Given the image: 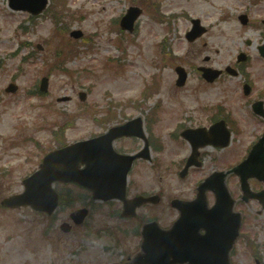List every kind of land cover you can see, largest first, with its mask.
Here are the masks:
<instances>
[{"label":"rangeland","instance_id":"374dc122","mask_svg":"<svg viewBox=\"0 0 264 264\" xmlns=\"http://www.w3.org/2000/svg\"><path fill=\"white\" fill-rule=\"evenodd\" d=\"M153 1L159 3L162 20H155L154 12L143 11L136 29L128 34L117 30L118 22L139 0H59L66 18L55 26L48 13L31 19L25 12L10 10L7 0H0V200L20 194L22 179L37 169L45 153L57 147L53 131L62 126L61 140L71 144L100 134L105 128L100 119L108 115L114 116L108 125L141 115L163 145L159 170L151 163L137 162L128 179L130 194L163 195L159 205L138 211L139 217L156 218L161 226H169L176 217L169 199L190 196L196 181L213 168L221 170L243 160L264 128L249 106L264 92V59L257 50L264 41V0ZM244 13L250 23L246 26L237 18ZM196 18L208 31L190 43L185 34L191 19ZM72 29L81 30L86 40H72L68 36ZM70 40L74 41L71 49L66 48ZM56 49L65 51L61 58L65 70L52 61ZM241 52L247 59L238 63ZM205 58H209L207 62ZM177 65L190 74L184 90L174 86ZM199 65L218 70L231 66L240 76L225 73L205 88L198 83L195 67ZM244 73L253 84L250 97L241 91ZM43 76L49 78L48 93L35 95ZM10 82L17 84L15 94L4 91ZM153 82V93L143 100L145 85ZM80 91L87 94L84 101L78 99ZM62 96H70V101L57 102ZM156 101L161 110L153 123L148 116ZM198 102L223 107L231 113L238 131L216 156L220 162L213 163L214 154L208 153L203 169L181 182L176 169L189 150L183 140L181 145L170 135L179 125L200 119ZM117 144L124 150L140 146L131 140ZM255 185V190L261 188V184ZM57 189L67 203L53 219L27 207L2 210L0 206V264H121L136 251L138 221L120 218L118 201L90 202L88 193L74 185ZM232 190L236 198L235 181ZM84 205L90 209L86 222L73 226L69 214ZM237 209L245 215L242 233L246 238L238 242L233 264H255L256 259L264 264V209L257 212L259 204L252 202L238 203ZM64 222L71 227L62 232Z\"/></svg>","mask_w":264,"mask_h":264},{"label":"water","instance_id":"95a60500","mask_svg":"<svg viewBox=\"0 0 264 264\" xmlns=\"http://www.w3.org/2000/svg\"><path fill=\"white\" fill-rule=\"evenodd\" d=\"M48 0H8V7L13 10L27 11L30 14H39L46 8ZM128 13L122 17L120 24L122 29L129 32L133 30L134 22L141 15L136 7H130ZM242 23H246L244 16ZM192 32L187 34L189 41L200 36L205 30L200 28L199 20L193 21ZM81 31L71 33V36L78 39ZM261 54L264 55V46ZM244 55L238 60H244ZM203 70V76L207 81H212L219 76V72ZM235 74L233 70H227ZM185 75L180 76L177 81L181 85ZM46 79H42L41 91L47 90ZM16 85H9L7 92L14 93ZM247 92V90L245 91ZM81 100L85 95L80 93ZM67 97L59 101H67ZM141 131V120L136 118L134 121L123 126L111 128L103 136L93 140L72 143V145L51 151L47 154L39 166V171L33 173L29 178L24 179V193L19 196H10L2 200V205L6 207H20L29 205L37 211L53 213V209L58 205V196L51 188L52 182H76L82 187H87L92 192L94 200L107 201L110 199H121L124 202L125 210L122 216L134 215L133 210L136 206L145 202L142 197L136 198L130 203H126L125 188L127 172L131 167L132 161L140 156H130L117 154L112 149V142L117 137L125 135H136ZM228 141V132L224 136ZM225 141L224 144L227 143ZM264 135L256 146L249 152L245 161L236 166L229 172L215 173L208 177L200 185V191L213 190L215 194V206L205 213L198 211L185 201L172 200L171 205H178L181 211L180 224L190 226L189 237L192 239V249L177 252L174 239L175 222L170 230H161L156 222L145 224L141 228V245L138 252L132 259H127L125 264H230L229 253L233 248L234 242L238 238V230L241 226V214L234 213V202L226 188L225 178L229 173H236L241 181V190L244 193L243 200L254 197L249 190L248 178L258 177L264 181ZM84 164V169H79V165ZM150 200H155L150 198ZM204 202L203 199H201ZM264 208V197L260 199ZM131 207V212L127 210ZM87 209H82L71 215L74 223L80 224L87 215ZM62 229L68 230L64 225ZM206 230L205 235H200V230ZM190 258V259H188Z\"/></svg>","mask_w":264,"mask_h":264},{"label":"flooded vegetation","instance_id":"af4514ba","mask_svg":"<svg viewBox=\"0 0 264 264\" xmlns=\"http://www.w3.org/2000/svg\"><path fill=\"white\" fill-rule=\"evenodd\" d=\"M262 99L264 100V97ZM198 105L200 106L198 112H199L200 117H201L198 120L199 123L191 125L190 127L182 126L183 130L209 128L211 126V124H213V123H215V122L220 120L221 116H219V108H218V106L212 108L211 106H206L205 105L206 107H204V106H202V104L200 105V102H198ZM203 114H205V116ZM224 118H225V120H227V117L224 116ZM146 138H147L146 141H148L150 152L155 154V156H153V158L151 159V163L153 164L155 169L158 170V163L159 162H157V159H156V156H157L158 152H157V148H155V141L152 139L150 133H148V132H146ZM117 141H119V140H117ZM207 148L208 149H212V150L213 149L216 150V147L211 146V145L205 146V147H202V149H199V151L196 153V156H194V157L191 156L192 157L191 161L193 162V165H192V167H190L188 169V174L187 175H191L196 170L203 168V166L205 164V160H203V158H204L205 150ZM189 155H191V152H190ZM188 156L185 159H183L184 163L186 162V159H188ZM215 162L216 161H213V163H215ZM194 195H195V186H194V188L192 190V194L190 196L185 197V198L186 199H193ZM175 213H176V216H177V211Z\"/></svg>","mask_w":264,"mask_h":264},{"label":"trees","instance_id":"16d2710c","mask_svg":"<svg viewBox=\"0 0 264 264\" xmlns=\"http://www.w3.org/2000/svg\"><path fill=\"white\" fill-rule=\"evenodd\" d=\"M58 1H59V0H58ZM143 2H146V0H143ZM57 6H62V4L57 3V4H56V7H57ZM56 7H55L54 10H56ZM63 7H64V6H63ZM54 12H55V11H54ZM51 16H52V19H53V21H54V24H57L58 22L61 21V18H62V17H61V14L58 15V14L55 12V13H52ZM60 56H61V55H57V56H56V59H57L58 61L60 60V59H59ZM64 63H65V61L63 62V64H64ZM61 131H62V130H61Z\"/></svg>","mask_w":264,"mask_h":264}]
</instances>
